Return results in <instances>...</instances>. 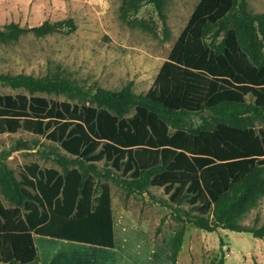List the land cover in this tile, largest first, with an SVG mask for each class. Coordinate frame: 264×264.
I'll return each instance as SVG.
<instances>
[{
    "label": "trees",
    "instance_id": "obj_1",
    "mask_svg": "<svg viewBox=\"0 0 264 264\" xmlns=\"http://www.w3.org/2000/svg\"><path fill=\"white\" fill-rule=\"evenodd\" d=\"M165 1L126 0L123 16L152 3L163 17ZM64 28L75 29L72 18L32 27L10 22L0 27V43ZM0 83L26 90L0 94V134L43 135L70 155L53 153L60 169L22 164L19 178L0 161V189L12 204L0 202V229L21 218L26 227L9 231L10 264L36 257L34 235L114 246L110 186L94 177L101 160L116 172L103 174L127 195L149 185L169 195L181 223L170 241L172 263L186 222L264 237V223L239 221L264 196V127L253 123L264 118V13L248 11L246 0H199L145 93H135L131 83L85 87L59 74L0 72ZM16 147L29 148L22 141ZM183 203L189 208H180Z\"/></svg>",
    "mask_w": 264,
    "mask_h": 264
},
{
    "label": "rangeland",
    "instance_id": "obj_2",
    "mask_svg": "<svg viewBox=\"0 0 264 264\" xmlns=\"http://www.w3.org/2000/svg\"><path fill=\"white\" fill-rule=\"evenodd\" d=\"M199 0H166L161 17L152 3L123 16L126 0H0V27L10 22L32 27L44 21L72 18L73 31L55 30L43 36L26 32L16 40L0 43V72L33 76L59 74L77 84L120 89L127 83L135 93H145L160 65L186 25ZM250 12L264 13V0H246ZM26 92L0 83V94ZM53 100L77 102L65 93H37ZM248 101L251 96L246 97ZM134 112L130 109L129 115ZM209 120L211 118L207 116ZM198 125L201 119L193 117ZM255 128L264 127V118L253 119ZM28 149H16L17 142ZM70 157L55 142L25 130L0 134V161L14 170L37 162L40 167L60 169L53 153ZM97 183L107 181L115 225V245L111 249L67 241L60 246L54 238L35 236L39 259L25 264H264V237L217 227L205 231L186 222L181 249L175 263L170 259V241L180 226L175 205L163 187L147 186L144 193L126 194L111 176L116 172L103 160L96 163ZM109 169L110 175L103 173ZM118 176V175H117ZM0 202L12 205L0 189ZM182 209L189 205L183 203ZM195 210H191V213ZM21 218L11 229H0V264H10V230H23ZM248 226L264 223V196L240 220ZM19 264V263H18ZM24 264V263H23Z\"/></svg>",
    "mask_w": 264,
    "mask_h": 264
},
{
    "label": "crops",
    "instance_id": "obj_3",
    "mask_svg": "<svg viewBox=\"0 0 264 264\" xmlns=\"http://www.w3.org/2000/svg\"><path fill=\"white\" fill-rule=\"evenodd\" d=\"M112 219H113V212H112ZM113 232H114V245H115V225H114V219H113ZM35 236H40V235H34V237ZM42 237H47V236H42ZM49 238H52V237H49ZM54 239H56V238H54ZM58 241H59V245L60 246H65V245H67L66 244V242H67V240H62V239H57ZM33 241H35V239L33 238ZM70 242H73V241H70ZM77 243H80V242H77ZM84 244H86V243H84ZM87 245H90V244H87ZM93 246H95V245H93ZM98 247H101V246H98ZM114 247V246H113ZM112 247V248H113ZM104 249H111V248H109V247H103ZM36 259H39V255L37 256L36 255V257L33 259V260H31V261H34V260H36ZM31 261H29V262H31ZM28 263V262H27ZM19 264H23V263H19ZM25 264V263H24Z\"/></svg>",
    "mask_w": 264,
    "mask_h": 264
}]
</instances>
